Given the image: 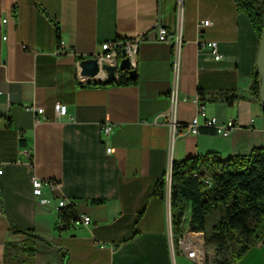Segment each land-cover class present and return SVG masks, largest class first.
Returning <instances> with one entry per match:
<instances>
[{
	"label": "crops",
	"instance_id": "0c3cea01",
	"mask_svg": "<svg viewBox=\"0 0 264 264\" xmlns=\"http://www.w3.org/2000/svg\"><path fill=\"white\" fill-rule=\"evenodd\" d=\"M176 1L0 0V264L5 244L25 237L17 229L44 243L35 264H63L61 252L65 264H197L174 240L170 191L152 190L174 161L264 146V108L250 90L260 34L235 0H182L180 10ZM159 26L181 34L175 71L171 38L159 41ZM199 32L216 42L220 60L199 48ZM137 36L134 82L105 85L103 69L81 74L80 61L102 42ZM58 101L67 115L57 114ZM199 103L219 124L234 118L228 135L205 126L187 132ZM32 176L60 183L44 189L49 203L34 196ZM56 197L72 200L90 225L61 227ZM190 218L189 207L183 230ZM236 264H264V240Z\"/></svg>",
	"mask_w": 264,
	"mask_h": 264
},
{
	"label": "trees",
	"instance_id": "16d2710c",
	"mask_svg": "<svg viewBox=\"0 0 264 264\" xmlns=\"http://www.w3.org/2000/svg\"><path fill=\"white\" fill-rule=\"evenodd\" d=\"M239 10L249 14L261 35L264 27V0H235ZM127 72L105 85L134 82ZM260 78L256 71L250 90L259 95ZM171 207L174 240L182 234L183 217L190 207L187 233L202 236L215 247L214 264H236L253 246L264 240V146L248 154L223 156L217 152L187 157L171 166ZM153 194L164 196V176L157 180ZM73 211L60 208L59 217L68 226ZM217 220L208 226V219ZM25 237L5 244L4 264H35L37 249L28 245L31 231L17 229ZM31 241V240H30ZM65 264V254L61 252Z\"/></svg>",
	"mask_w": 264,
	"mask_h": 264
},
{
	"label": "built area",
	"instance_id": "2783aa9c",
	"mask_svg": "<svg viewBox=\"0 0 264 264\" xmlns=\"http://www.w3.org/2000/svg\"><path fill=\"white\" fill-rule=\"evenodd\" d=\"M182 0L176 1L177 10L181 9ZM264 17V16H263ZM7 19H3V23H5ZM205 23H200L202 27ZM171 38V42L174 47L172 65L174 71L178 69L179 66V52L182 45V39L180 32H174L169 34L168 29L165 26H159L158 28V37L157 39L161 42H169ZM141 41L140 37H133L129 39H117L113 41H105L101 44V51L96 52L91 56V58H96L100 69H103V65H111L117 67L119 64V55L123 51L125 56L129 58L130 65L132 67L135 66L138 46ZM197 44L199 48L209 49L215 60H220L222 58V54L218 51L216 42L207 41L202 39L201 33L199 32V37L197 39ZM58 51L63 52L66 49L65 43L63 40H59L58 42ZM177 95V91L174 89L171 92L172 101L175 100ZM261 106L264 108V103L261 101ZM55 110L59 116L67 115V106L62 102L55 103ZM25 108L29 111H33L36 116L44 115L43 106H39L36 104H28L25 105ZM199 126H205L213 128L214 131L220 135H228L231 129L235 126L234 118H229L224 124H219L215 116H210L205 111L204 104L199 103L198 112L192 118V120L185 124L187 132L196 134L198 132ZM112 126L110 124H105L103 127V140L106 141L109 135L111 134ZM106 149H112L111 146L106 145ZM4 167L3 163L0 162V175L3 174ZM171 168L167 170L164 175L165 179V188L171 187ZM31 183L33 187L34 196L39 200L42 204L49 203V199L44 194V189L47 188L50 191H54L56 188L60 186V183L57 180L39 178L37 176L31 177ZM58 208H65L70 206L73 213L70 217V224L73 225H85L89 226L91 223V218L85 214H78L74 209V202L66 197H56ZM65 223L61 222V227H63ZM176 243L180 247L185 254L193 259L197 264H205L206 261V249H202L201 246L197 243V241L193 240V234L186 233V230H183V234L179 235L176 239Z\"/></svg>",
	"mask_w": 264,
	"mask_h": 264
},
{
	"label": "water",
	"instance_id": "95a60500",
	"mask_svg": "<svg viewBox=\"0 0 264 264\" xmlns=\"http://www.w3.org/2000/svg\"><path fill=\"white\" fill-rule=\"evenodd\" d=\"M122 59L120 60L117 67L104 64L103 70L106 71V78L104 82H112L116 80V73L119 72H127V79H135L137 71L134 67L130 65L129 58L125 56V53L121 52ZM100 71V65L96 58H88L80 61V72L83 75L95 76ZM257 71L260 78V89L259 96L261 101L264 103V27L262 29L260 35V46L257 58Z\"/></svg>",
	"mask_w": 264,
	"mask_h": 264
},
{
	"label": "rangeland",
	"instance_id": "374dc122",
	"mask_svg": "<svg viewBox=\"0 0 264 264\" xmlns=\"http://www.w3.org/2000/svg\"><path fill=\"white\" fill-rule=\"evenodd\" d=\"M168 192L170 191V187L167 189ZM186 214H189V207L186 208ZM208 226H210L211 224H213L216 220H217V216L215 217H212V218H209L208 219ZM189 227V226H188ZM46 241V239H44V242ZM26 243L28 245H31V246H34L37 250H42V246L44 245V243H42V241L38 240V239H35L34 241H26ZM47 242H45L46 244ZM47 245V244H46ZM208 245V244H206ZM214 247L213 246H207L206 249H207V255H206V261H205V264H214L213 263V260L215 258V249H213Z\"/></svg>",
	"mask_w": 264,
	"mask_h": 264
},
{
	"label": "bare ground",
	"instance_id": "6f19581e",
	"mask_svg": "<svg viewBox=\"0 0 264 264\" xmlns=\"http://www.w3.org/2000/svg\"><path fill=\"white\" fill-rule=\"evenodd\" d=\"M107 153H110L111 149H106ZM187 233V232H186ZM183 234V231H182ZM180 234V235H182ZM189 234H193V240L197 241V243L201 246L202 249H205V242L202 236L198 235L197 233L190 232Z\"/></svg>",
	"mask_w": 264,
	"mask_h": 264
}]
</instances>
